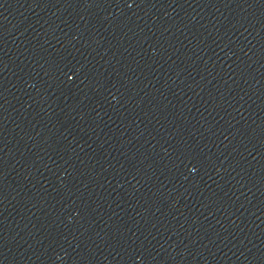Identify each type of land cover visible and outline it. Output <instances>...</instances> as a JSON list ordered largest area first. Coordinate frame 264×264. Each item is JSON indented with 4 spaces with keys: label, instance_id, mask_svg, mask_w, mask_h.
<instances>
[{
    "label": "water",
    "instance_id": "obj_1",
    "mask_svg": "<svg viewBox=\"0 0 264 264\" xmlns=\"http://www.w3.org/2000/svg\"><path fill=\"white\" fill-rule=\"evenodd\" d=\"M0 264H264V0H0Z\"/></svg>",
    "mask_w": 264,
    "mask_h": 264
}]
</instances>
